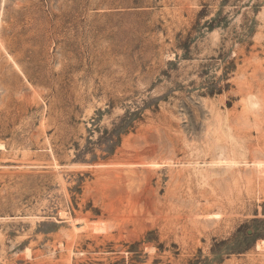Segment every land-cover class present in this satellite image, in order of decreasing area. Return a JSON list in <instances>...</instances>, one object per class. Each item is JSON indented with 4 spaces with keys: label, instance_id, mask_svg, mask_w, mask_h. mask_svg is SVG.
<instances>
[{
    "label": "rangeland",
    "instance_id": "obj_1",
    "mask_svg": "<svg viewBox=\"0 0 264 264\" xmlns=\"http://www.w3.org/2000/svg\"><path fill=\"white\" fill-rule=\"evenodd\" d=\"M0 264H264V0H0Z\"/></svg>",
    "mask_w": 264,
    "mask_h": 264
}]
</instances>
